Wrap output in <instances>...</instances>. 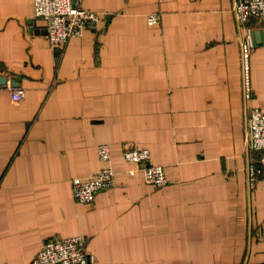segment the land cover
I'll return each mask as SVG.
<instances>
[{
  "label": "crops",
  "instance_id": "crops-1",
  "mask_svg": "<svg viewBox=\"0 0 264 264\" xmlns=\"http://www.w3.org/2000/svg\"><path fill=\"white\" fill-rule=\"evenodd\" d=\"M34 4L0 0V264H29L50 238L77 235L89 264H264L234 0H82L103 20L61 50ZM249 27L250 105L264 110V24ZM102 143L115 186L79 203L72 181L98 173ZM125 145L149 149L168 185L127 173Z\"/></svg>",
  "mask_w": 264,
  "mask_h": 264
},
{
  "label": "built area",
  "instance_id": "built-area-1",
  "mask_svg": "<svg viewBox=\"0 0 264 264\" xmlns=\"http://www.w3.org/2000/svg\"><path fill=\"white\" fill-rule=\"evenodd\" d=\"M34 19L46 21V36L51 46L65 47L73 38H83L87 31L96 30L103 18L100 12L85 8L82 0H34ZM242 32L240 40V64L242 93L245 101L246 136L248 146L247 185L251 191L264 185V110L250 105L254 97L252 83V55L255 31L249 25L253 20L264 24V0H234L232 10ZM161 17L151 13L148 24L159 25ZM12 99L22 101L26 89L12 87ZM102 167L89 178H76L72 181L74 199L82 204H93L103 190L115 186L116 176L109 144L102 143L98 148ZM123 156L132 165L127 173L135 175L142 171L148 185L162 188L169 179L165 167L152 163L151 151L134 145H125ZM88 238L85 236L52 237L47 240L38 255L29 264H89Z\"/></svg>",
  "mask_w": 264,
  "mask_h": 264
},
{
  "label": "water",
  "instance_id": "water-1",
  "mask_svg": "<svg viewBox=\"0 0 264 264\" xmlns=\"http://www.w3.org/2000/svg\"><path fill=\"white\" fill-rule=\"evenodd\" d=\"M58 50H61L60 48H57ZM8 83V77L7 76H0V85H6ZM14 86L19 85L17 82H13Z\"/></svg>",
  "mask_w": 264,
  "mask_h": 264
},
{
  "label": "trees",
  "instance_id": "trees-1",
  "mask_svg": "<svg viewBox=\"0 0 264 264\" xmlns=\"http://www.w3.org/2000/svg\"><path fill=\"white\" fill-rule=\"evenodd\" d=\"M123 153H124V149H123ZM125 158V157H124Z\"/></svg>",
  "mask_w": 264,
  "mask_h": 264
}]
</instances>
